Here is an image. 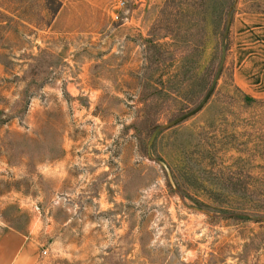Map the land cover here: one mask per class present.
<instances>
[{
    "label": "rangeland",
    "instance_id": "rangeland-1",
    "mask_svg": "<svg viewBox=\"0 0 264 264\" xmlns=\"http://www.w3.org/2000/svg\"><path fill=\"white\" fill-rule=\"evenodd\" d=\"M165 1L61 0L47 25L46 0H0V240L19 233L20 264H264V102L243 94L264 99V0H176L164 36Z\"/></svg>",
    "mask_w": 264,
    "mask_h": 264
},
{
    "label": "crops",
    "instance_id": "crops-1",
    "mask_svg": "<svg viewBox=\"0 0 264 264\" xmlns=\"http://www.w3.org/2000/svg\"><path fill=\"white\" fill-rule=\"evenodd\" d=\"M242 17L244 15H248L247 13L240 14ZM253 17L251 19V25H252V45L253 50L258 51L259 56L261 55V51L264 50V13H256L252 14ZM257 52H255L256 55ZM248 59V56H245V59L242 63H245V61ZM264 67V64H262ZM245 68L247 67V64L243 65ZM249 67V65H248ZM261 67V68H262ZM5 68L4 65L0 63V79L4 76ZM236 75V82L243 88L247 89V77L244 75V73L238 71V74ZM244 76V77H243ZM254 82V81H253ZM261 83L254 84L256 87H261ZM255 93H258V97H264V89L257 90L255 88ZM19 235V233H18ZM17 234L13 233V239L16 240V243L6 244V236H3L0 240V264H20L19 260L21 258L22 253V242L21 237Z\"/></svg>",
    "mask_w": 264,
    "mask_h": 264
},
{
    "label": "trees",
    "instance_id": "trees-1",
    "mask_svg": "<svg viewBox=\"0 0 264 264\" xmlns=\"http://www.w3.org/2000/svg\"><path fill=\"white\" fill-rule=\"evenodd\" d=\"M47 1V4H48V7L50 8L51 10V17L49 19V21L47 22V25H50L51 22L53 21L54 17L59 13V11L61 10L62 8V2L61 0H46ZM177 1L176 0H166L161 6V10H160V22L162 23V30H163V35L166 36V35H173L175 34L176 30H175V24L173 23V15L171 13L172 10H174V7L176 6ZM158 5L157 4H154V7L153 8H157ZM171 10V11H170ZM156 47L157 45L154 44V46L152 47L153 48V51L155 52L156 50ZM151 48V49H152ZM150 49V50H151ZM226 49V48H225ZM153 57V56H152ZM154 59H159V54H154ZM244 97L246 100L248 101H255V102H264V99L263 98H255V97H251L249 96L248 94L244 93Z\"/></svg>",
    "mask_w": 264,
    "mask_h": 264
},
{
    "label": "water",
    "instance_id": "water-1",
    "mask_svg": "<svg viewBox=\"0 0 264 264\" xmlns=\"http://www.w3.org/2000/svg\"><path fill=\"white\" fill-rule=\"evenodd\" d=\"M225 56H226V49L224 48V49H223V59H222V62H221V66H220V68H219V70H218V73H217V75H216V77H215V79H214V81H213V83H212V85H211L209 91L207 92L205 98L202 100V102H201V103H200V104H199V105H198V106H197L192 112H190L189 114H186V115L180 117V118L178 119V121H179V120H182V119H184V118H186L187 116H189V115H191V114L196 113V112L199 111V110L204 106V104L207 102V100H208L209 97L211 96L212 92L214 91L215 86H216V84H217V80H218V78H219V76H220V74H221V71H222V68H223V62H224V58H225ZM154 135H155V134H154ZM162 164H163L164 167L166 168L169 177L172 178V175H171V172H170V169H169L168 165H167L166 163H164V162H162Z\"/></svg>",
    "mask_w": 264,
    "mask_h": 264
},
{
    "label": "built area",
    "instance_id": "built-area-1",
    "mask_svg": "<svg viewBox=\"0 0 264 264\" xmlns=\"http://www.w3.org/2000/svg\"><path fill=\"white\" fill-rule=\"evenodd\" d=\"M44 253L46 254L47 253V250H44Z\"/></svg>",
    "mask_w": 264,
    "mask_h": 264
}]
</instances>
